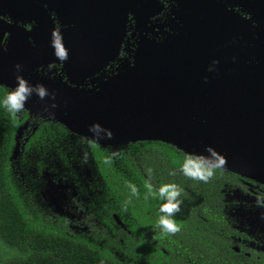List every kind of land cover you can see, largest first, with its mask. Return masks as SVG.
<instances>
[{
    "label": "flooded vegetation",
    "instance_id": "obj_1",
    "mask_svg": "<svg viewBox=\"0 0 264 264\" xmlns=\"http://www.w3.org/2000/svg\"><path fill=\"white\" fill-rule=\"evenodd\" d=\"M116 9L104 0H0V86L5 95L20 75L55 97L41 101L33 96L17 115L9 158L15 174L26 187L32 184V191L42 187V178L57 174L50 167L40 171L38 163H63L57 148L73 144L120 151L130 144L161 143L180 152L182 162L187 153L206 155L211 146L226 161L211 178L221 196L215 207L222 209L226 225V246H214L226 258L232 253L236 262L248 264L253 256L264 262L262 243L251 239L244 225L254 219L253 209L264 215L256 205L264 195V0H140L130 7L122 41ZM53 30L62 33L69 50L63 64L50 47ZM105 50L109 60L97 70ZM136 67L150 73L141 76L135 107L127 106L124 113L171 114L176 117L172 126L180 115V124L171 130L167 124L163 140L102 145L89 126H102L106 111L115 113L121 106V88L112 93V82ZM48 128L64 136L46 150L33 139ZM76 202L67 199L78 211ZM235 210L242 218L232 219Z\"/></svg>",
    "mask_w": 264,
    "mask_h": 264
},
{
    "label": "trees",
    "instance_id": "obj_2",
    "mask_svg": "<svg viewBox=\"0 0 264 264\" xmlns=\"http://www.w3.org/2000/svg\"><path fill=\"white\" fill-rule=\"evenodd\" d=\"M4 96L0 86V100ZM16 127L17 116L0 109V264H246L245 260H233L232 253L226 258L214 246H226L222 237L226 235L225 215L215 207L221 199L215 182L183 176L179 172L180 152L172 147L161 143L130 144L120 151L99 146L89 150L75 144L67 149L58 147L63 163H38L40 171L50 167L56 178H42L43 186L32 191V184L29 188L24 185L9 160ZM63 136L51 128L41 129L33 141L48 150ZM170 171L176 175L170 176ZM50 181L78 191L81 201L76 202L78 211H73L84 213L86 224L95 218L104 229L103 240L89 237L88 227L74 232L70 229H74V222L64 215L56 214L54 221L42 216L39 206L50 209ZM165 183H176L183 190L181 212L174 217L180 231L168 236L155 227L163 201L148 193L149 187L155 191ZM130 184L136 186L138 196L131 195ZM115 214L127 229L118 224ZM142 247L147 252L139 251ZM247 261L259 264L255 256Z\"/></svg>",
    "mask_w": 264,
    "mask_h": 264
},
{
    "label": "clouds",
    "instance_id": "obj_3",
    "mask_svg": "<svg viewBox=\"0 0 264 264\" xmlns=\"http://www.w3.org/2000/svg\"><path fill=\"white\" fill-rule=\"evenodd\" d=\"M50 47L56 61L63 64L69 59V50L64 44L63 35L59 30H53L50 38ZM218 61H213V66ZM16 71L19 73L22 66L15 65ZM211 70V67L210 69ZM35 96L39 100L54 101L53 93L42 84L33 85L29 83L23 76L16 77L15 87L10 89L6 96L0 100V109L7 111L11 116L16 117L26 110V104ZM54 107V104L52 105ZM47 110V109H46ZM89 133L96 139L111 138L110 130L104 129L98 123L89 126ZM205 154L187 153L183 162L179 167V172L194 181L207 183L215 174L217 169H222L226 163L225 159L211 146L205 148ZM170 176H175L176 171H170ZM132 196H138V189L134 185H129ZM183 190L176 183H165L157 190L153 191L151 187L148 193L154 198L163 201L158 209V221L155 225L160 230L162 236L175 235L180 231V226L174 219L175 215L181 212ZM257 207L264 208V195L258 196L256 199ZM260 219L264 220V215Z\"/></svg>",
    "mask_w": 264,
    "mask_h": 264
},
{
    "label": "water",
    "instance_id": "obj_4",
    "mask_svg": "<svg viewBox=\"0 0 264 264\" xmlns=\"http://www.w3.org/2000/svg\"><path fill=\"white\" fill-rule=\"evenodd\" d=\"M140 0H104V2L113 3L116 5V15H115V21L117 24V28L119 27V20H120V30H121V41L123 38L126 22H127V15L130 10V7L136 3H138ZM107 11V10H106ZM105 58L103 59L104 62H100L98 67H95L97 70H100L103 66L106 65V62L109 60L108 57H106L109 53V51L105 50ZM97 61L94 63L96 64ZM151 65H155L154 63H151ZM140 67H136L134 70H128L127 72L123 73L118 80H114L112 82V93L116 89V87L120 86L121 88V94H120V103L119 108L116 109V112L113 113L112 109H108L106 113L103 116L104 124L102 127L106 130H110L111 132V138H103V139H97L100 144L105 146H110L116 143H127L129 141H140V140H163L166 138L164 136L165 132H167L166 129H163L167 124H169L170 130L174 128L176 125L180 124V115L178 116L179 120H177L172 126L174 118L171 114L166 115H158L154 113H148V114H136V113H130L125 114L124 108L127 106L130 108H134L135 104L138 99V95L140 94V87L142 85V79L141 76L146 75L150 73V71L145 70L141 71ZM89 74H92L89 73ZM0 83H3L0 80ZM148 83V82H147ZM6 84V83H5ZM7 85V84H6ZM123 92V94H122ZM112 98V97H111ZM113 100V98H112ZM121 108V109H120ZM118 109H120V112H118ZM76 132H80L76 130ZM180 141H178L179 143ZM53 190V188H51ZM54 192V190H53ZM57 193V191H55ZM55 193H53L55 195ZM116 221L123 225V222L121 219L115 215ZM124 226V225H123Z\"/></svg>",
    "mask_w": 264,
    "mask_h": 264
},
{
    "label": "rangeland",
    "instance_id": "obj_5",
    "mask_svg": "<svg viewBox=\"0 0 264 264\" xmlns=\"http://www.w3.org/2000/svg\"><path fill=\"white\" fill-rule=\"evenodd\" d=\"M83 175V174H82ZM80 174V177L82 176ZM84 178H86V175L84 174ZM79 179V178H78ZM51 183V188L53 190L47 191L48 197H49V210H45L44 208H41L40 206L38 207L39 211L41 212L42 216L44 218H50L52 221H54L56 218L54 216L57 215H64L68 218L72 219V222H74V229L70 227L71 230L75 232V229H79V231L84 232L83 230L86 231V227L90 229L89 237L97 240H101L105 236L102 235V230L104 231L103 228H101V225L98 224V222L93 218V220H90V218L87 220V224L84 223L86 220H84L86 217L84 213L77 214L73 211L71 207H69V204H64L65 201L69 197H71L75 201H81L80 196L78 195V191L74 190L72 186H67L64 183L58 181H50ZM46 191V188H45ZM57 191V193H55ZM55 193V195L53 194ZM235 210L232 216V219L234 220L235 218H242L241 215ZM259 212L257 209H253L251 211L252 218L251 220H247L246 224V231L249 233L251 239H254L257 242L262 243V247H264V220L260 219L261 215L258 214ZM94 216V214H92ZM116 215V214H115ZM92 216V217H93ZM91 217V218H92ZM84 218V219H83ZM242 220V219H241ZM102 238H101V237ZM103 240V239H102ZM135 249L138 250V246L136 244H132ZM132 247V246H131ZM144 249V250H143ZM144 251L147 252L145 248H140L139 251ZM134 255L130 254V257Z\"/></svg>",
    "mask_w": 264,
    "mask_h": 264
}]
</instances>
